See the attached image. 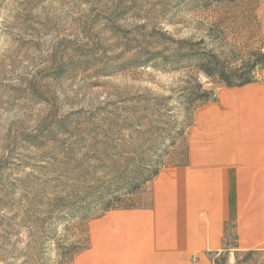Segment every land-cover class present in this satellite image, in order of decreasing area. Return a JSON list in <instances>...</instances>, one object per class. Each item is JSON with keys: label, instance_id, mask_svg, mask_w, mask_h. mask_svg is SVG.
Returning a JSON list of instances; mask_svg holds the SVG:
<instances>
[{"label": "rangeland", "instance_id": "obj_1", "mask_svg": "<svg viewBox=\"0 0 264 264\" xmlns=\"http://www.w3.org/2000/svg\"><path fill=\"white\" fill-rule=\"evenodd\" d=\"M261 6L0 0V264H76L105 207L140 206L158 174L182 168L188 98L225 86L200 68L231 72L264 52ZM214 260L264 264V252Z\"/></svg>", "mask_w": 264, "mask_h": 264}, {"label": "crops", "instance_id": "obj_2", "mask_svg": "<svg viewBox=\"0 0 264 264\" xmlns=\"http://www.w3.org/2000/svg\"><path fill=\"white\" fill-rule=\"evenodd\" d=\"M264 34V0L261 6ZM194 114L182 168L158 174L140 206L88 224L76 264H214L264 252V64Z\"/></svg>", "mask_w": 264, "mask_h": 264}, {"label": "trees", "instance_id": "obj_3", "mask_svg": "<svg viewBox=\"0 0 264 264\" xmlns=\"http://www.w3.org/2000/svg\"><path fill=\"white\" fill-rule=\"evenodd\" d=\"M264 64V52L262 54H257L253 57H251V60L244 63L241 67L238 69H235L231 72H226V70L218 71L216 73L207 70L206 68L202 67L200 68V71L205 74L208 78L217 77L222 83H224L225 87L227 88H235V87H242L244 85L252 84L256 82L255 79V70L258 66H261ZM198 89L200 92L194 95H190L188 98L189 103L192 104L191 111L193 112L200 106L204 105L205 103L212 100V93L202 90V86L198 85ZM189 126V125H188ZM191 126V124H190ZM185 159L187 157V151H185ZM158 174V171H153L149 175L145 177H141L142 174H133V180L130 184H128V192L130 194L137 193L142 185L147 184L150 182L156 175ZM136 204H125L124 206L120 207H105V212H109L114 209H132L135 207ZM214 264H217V260H214Z\"/></svg>", "mask_w": 264, "mask_h": 264}]
</instances>
